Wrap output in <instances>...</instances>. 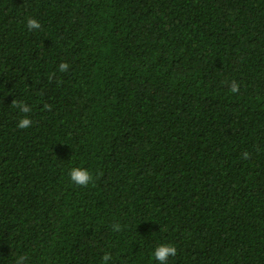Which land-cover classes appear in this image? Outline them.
I'll use <instances>...</instances> for the list:
<instances>
[{"label":"trees","instance_id":"obj_1","mask_svg":"<svg viewBox=\"0 0 264 264\" xmlns=\"http://www.w3.org/2000/svg\"><path fill=\"white\" fill-rule=\"evenodd\" d=\"M162 244L264 264V0H0V264Z\"/></svg>","mask_w":264,"mask_h":264},{"label":"clouds","instance_id":"obj_2","mask_svg":"<svg viewBox=\"0 0 264 264\" xmlns=\"http://www.w3.org/2000/svg\"><path fill=\"white\" fill-rule=\"evenodd\" d=\"M27 27L29 31H35L42 28V25L34 18L29 17L26 21ZM70 68V65L67 63H61L59 64L58 70L61 72H67ZM53 76L55 73L52 74ZM230 91L232 93H239L240 91V85L236 83L235 81L232 82ZM12 107L18 108L22 113H30L32 111L31 107L28 106L25 103L18 102L17 100H14L12 103ZM45 110L51 111V107L49 105L44 106ZM32 125V120L25 117L22 120L19 121L17 127L20 129H26L29 128ZM250 156L248 153H244V159H249ZM71 181L82 187H87L92 181L93 176L90 174V172L86 169L77 167L73 168L69 173ZM114 231H120V225L116 224L113 226ZM177 248L171 244H162L158 246L154 251V257L159 262V264H168L170 257L177 256ZM25 257L21 256L19 260L17 261V264H24ZM111 260L110 254H105L103 256V264H108V262Z\"/></svg>","mask_w":264,"mask_h":264}]
</instances>
